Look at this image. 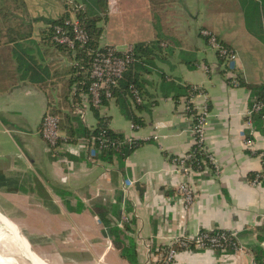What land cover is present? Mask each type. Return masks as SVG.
I'll return each mask as SVG.
<instances>
[{
    "label": "crops",
    "instance_id": "1",
    "mask_svg": "<svg viewBox=\"0 0 264 264\" xmlns=\"http://www.w3.org/2000/svg\"><path fill=\"white\" fill-rule=\"evenodd\" d=\"M0 1H22L28 15L23 18L32 25L31 37L37 43L41 42V30L50 27L48 21L63 15L77 19L59 0ZM167 7L176 38L160 44L155 39L149 0H108L101 46L126 53L137 45H147L146 51L138 50L142 109L135 108L144 125L134 130L116 99L100 110V116L110 119L111 129L144 142L126 159L124 172L117 164L91 160L90 148L81 143L63 144L58 149L72 160L52 155L40 133L49 104L40 86L19 80L0 92V227L8 225L45 264L49 263L34 252L10 219L13 213L24 215L19 224L42 253L47 244L55 246L57 253L76 248L92 258L84 264H129L102 234L91 211L95 204L109 206L121 200L124 219L136 220L134 238L142 264L148 248L158 251L161 246L169 247L178 237L216 229L241 233L264 222V185L250 181L253 174L264 172V132L256 124L258 113L251 114L264 86L261 1L170 0ZM204 32L238 55V68L218 56ZM34 51L38 63L46 66L51 76V72L72 64L67 52L55 47L41 44ZM166 84L191 85L204 92L205 97L195 96L190 102L197 109L208 104L205 145L216 157L219 174L205 170L187 177L175 168L171 158L186 155L194 145V120L187 98L177 101L173 92L165 95L162 87ZM97 124L89 105L85 125L95 128ZM247 138L253 140V147L246 146ZM183 183L194 190L191 204L179 193ZM59 189L77 197L85 210H68ZM43 193L52 198V204L44 202ZM33 221L39 226L31 228ZM249 241L240 239L244 246ZM253 263L254 254L245 247L244 251L223 255L211 250L180 251L174 264Z\"/></svg>",
    "mask_w": 264,
    "mask_h": 264
},
{
    "label": "trees",
    "instance_id": "2",
    "mask_svg": "<svg viewBox=\"0 0 264 264\" xmlns=\"http://www.w3.org/2000/svg\"><path fill=\"white\" fill-rule=\"evenodd\" d=\"M80 1L86 7L85 9H76L75 13L81 26L89 35V42L84 46L77 45L74 51H70L65 46L57 45L52 40L53 26L62 24L66 19H69V15H63L60 18L48 21L47 24L50 27L46 30H41V42L37 43L31 37L33 29L32 25L29 24L30 22L14 13L11 10L12 6L8 5L7 2L0 1V92L9 90L19 80L29 81L34 85L40 86L49 98L48 112L60 117V130L63 136L59 141L58 149L63 144L77 143H81L85 148L94 147L96 153L91 160L112 165L117 164L119 169L124 172L126 159L134 150L142 146L144 142L134 138H126L122 133L114 131L110 127V119L100 116L101 108L107 106L110 100L102 96L99 106L96 107L90 103L91 110L98 120L95 128L86 126L80 116L75 114L76 107L81 105L82 96L89 92L92 82L89 75L92 59L89 53L102 47L103 25L108 21V0ZM149 1L156 41L160 44L174 41L176 38L174 36V27L169 22L172 13L169 12L167 7V1L170 0ZM245 1H261V15L264 16V0ZM11 2L17 8L20 5L19 2L22 1ZM21 6H23L22 3ZM41 44L55 47L63 53L67 52L72 64L63 70L51 72V76L49 69L39 64L36 59L37 56L34 50L40 47ZM145 47L147 45H137L135 50H133V61L130 63L127 72L117 87L112 89V99H116L121 114L131 121L133 125L139 127L143 126L144 122L135 113V108L140 110L142 109V105L135 103L133 90H137L140 96H142L137 73L140 70L138 50L146 51ZM162 88L165 95L173 92L177 101L180 97H186L190 115L195 114L193 103L190 102L197 94L195 86L166 84ZM263 99L264 86L260 88L255 102ZM255 116L256 124L261 125V128H263L262 132H264V110L255 114ZM102 141H106V143L100 146ZM188 154L191 155L188 164L195 171L203 172L206 166L212 171L214 170L213 165L207 159L208 155L202 148V145H193ZM52 155L55 158L62 159L65 156L69 160L73 159L68 153L59 154L58 150L52 152ZM176 158L173 157L171 160ZM258 175L262 176L261 184L264 185V172L253 174L250 181H254ZM59 193L68 210L76 212L85 210V206L73 194L61 189H59ZM42 199L47 205L52 204V198L46 193L42 194ZM91 211L99 220L102 234L111 241L120 257L129 264H142L139 260L138 247L134 238L136 220L133 217L128 218V220L124 219L121 200H117L116 203L109 206L95 204ZM119 224L122 227H119ZM200 232L207 233L209 237L224 234L229 238L228 241L221 242L222 247L215 251L218 255L235 253L234 242H240L241 238H250L246 246H243L247 247L254 254L255 263L264 264V247L262 246L264 244V222L255 230L237 232V237H231V231L220 229L213 231L201 230ZM167 250V246H161L158 251L156 247H151V252L159 256V260L152 264H161V260L165 257ZM191 250L205 251L196 250L194 247Z\"/></svg>",
    "mask_w": 264,
    "mask_h": 264
},
{
    "label": "built area",
    "instance_id": "3",
    "mask_svg": "<svg viewBox=\"0 0 264 264\" xmlns=\"http://www.w3.org/2000/svg\"><path fill=\"white\" fill-rule=\"evenodd\" d=\"M208 38L209 45L215 50L219 57L226 60L232 65L238 68V55L232 50L228 49L220 43V41L212 35L210 32H204ZM52 40L61 46H65L70 51H74L77 45L84 46L89 42V35L85 29L81 26L78 19L71 20L66 19L62 24L53 26ZM133 49H129L126 53H120L116 48L112 46H102L99 50L90 52L91 55V70L90 80L92 81L89 87V92L82 96V103L77 107L76 114H78L84 123H87V114L89 105L99 106L102 101V96L111 100L112 89L117 87L124 74L127 72L130 63L133 61ZM197 94L195 96H204L205 94L201 88H196ZM133 95L136 104H142V97L137 90H133ZM194 96V97H195ZM193 97V98H194ZM91 103V104H90ZM188 108V107H187ZM195 114H192L194 120L193 137L194 145H202L208 155L207 159L210 164L213 165V171L207 166L205 170H211L215 175L220 173V166L216 160V157L208 151L205 145V139L207 134V118L209 114L208 104L205 103L202 107L193 108ZM189 110V108H188ZM264 110V99L256 101L252 106L251 114L254 112L259 113ZM134 130H138L140 127L132 124ZM41 136L46 142L50 151L54 152L58 150L59 141L62 139L60 130V117L47 112L43 118L41 130ZM131 139V138H129ZM106 141H102L100 146H103ZM245 144L248 148L253 147L254 142L251 138H247ZM205 146V147H203ZM90 157L95 155L94 147L89 149ZM264 162V153L261 155ZM191 159L190 154H186L182 157L173 159L172 162L175 168L187 177L198 175L201 172H197L194 168L188 164V160ZM206 164V162H204ZM204 170V171H205ZM203 171V172H204ZM261 175H258L253 181L254 184H261ZM132 183H129L131 186ZM179 193L184 196V200L187 204H191L194 199V190L188 183H183L178 188ZM231 237H237L236 231H231ZM229 238L224 234L218 236L209 237L207 233L199 232L193 236H181L175 239L171 245H169L165 257L161 260V264H174L180 251H192L194 247L196 250H211L216 251L222 247L221 242L228 241ZM233 246L236 251H244L245 247L238 241L234 242ZM155 261L151 250L148 248L146 263L152 264ZM257 264V263H253Z\"/></svg>",
    "mask_w": 264,
    "mask_h": 264
},
{
    "label": "rangeland",
    "instance_id": "4",
    "mask_svg": "<svg viewBox=\"0 0 264 264\" xmlns=\"http://www.w3.org/2000/svg\"><path fill=\"white\" fill-rule=\"evenodd\" d=\"M18 5L19 7L15 8L13 5V3L10 1H7V4L12 6L11 10L14 13H18L20 15H22V17H24L25 15H27L26 9L23 8V6ZM60 5H62V7L66 10L70 9L72 10V12H76V9H80V7H82L83 9H85L86 5L82 2V1H68V0H59ZM61 8V7H60ZM31 11L33 12V10L31 9ZM73 12V13H74ZM52 14H55L54 11L50 12ZM56 15V14H55ZM28 16V15H27ZM12 217L10 218L19 228V231L21 232V234L23 236H25L31 246L32 249L34 250V252H36L39 256H41L43 259H45L49 264H84L87 261H90L92 258L90 257L88 252H81L79 250H77L76 248H72V249H68V250H64L62 253H57V249L55 248V246H51L49 244L45 245L44 249L45 252L42 253L37 247L36 245H34V241H33V237L31 238L29 235H27V231L24 230L21 225L19 224V220L20 218H23L24 215L20 214L18 212L13 213V215H11ZM2 222V221H1ZM0 222V224H1ZM31 224V228L33 226H39V224H37L36 221H33L30 223ZM31 239H29V237ZM107 247L110 245L108 244V240L105 241ZM9 255H13L14 257H9ZM62 258V261L60 260L59 256ZM0 256L2 257H6L7 260L10 261L11 264H33L31 261L29 260H24L23 254L21 253L20 250H18L16 247L11 246V247H0ZM21 257V258H19ZM108 262H110L112 260L111 255L108 256Z\"/></svg>",
    "mask_w": 264,
    "mask_h": 264
},
{
    "label": "bare ground",
    "instance_id": "5",
    "mask_svg": "<svg viewBox=\"0 0 264 264\" xmlns=\"http://www.w3.org/2000/svg\"><path fill=\"white\" fill-rule=\"evenodd\" d=\"M17 235L10 230L8 225H3L2 227H0V247L2 248L4 246L5 247L14 246L21 251L24 260H29L33 264H45L39 259H37L33 253H31L28 246L25 245L24 242L20 239L21 237L19 235L18 237ZM9 257H14V256L9 255ZM0 264H11V263L9 260H7L6 257L0 256Z\"/></svg>",
    "mask_w": 264,
    "mask_h": 264
},
{
    "label": "water",
    "instance_id": "6",
    "mask_svg": "<svg viewBox=\"0 0 264 264\" xmlns=\"http://www.w3.org/2000/svg\"><path fill=\"white\" fill-rule=\"evenodd\" d=\"M0 215H2V214L0 213Z\"/></svg>",
    "mask_w": 264,
    "mask_h": 264
}]
</instances>
